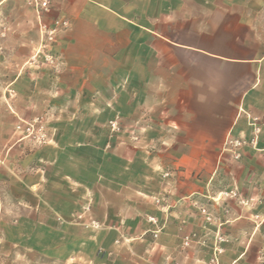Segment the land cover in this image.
<instances>
[{"label": "rangeland", "instance_id": "1", "mask_svg": "<svg viewBox=\"0 0 264 264\" xmlns=\"http://www.w3.org/2000/svg\"><path fill=\"white\" fill-rule=\"evenodd\" d=\"M167 1L174 48L77 63L55 0H0V264H264V0ZM187 65L248 75L220 142Z\"/></svg>", "mask_w": 264, "mask_h": 264}, {"label": "crops", "instance_id": "2", "mask_svg": "<svg viewBox=\"0 0 264 264\" xmlns=\"http://www.w3.org/2000/svg\"><path fill=\"white\" fill-rule=\"evenodd\" d=\"M55 2L59 14L69 20L71 36L76 39L77 63L84 58V49L81 47L86 42L91 47L100 42L101 48L97 50L99 55L103 52L102 46L105 44L125 46L127 49L134 44L146 47L150 45L152 35L154 38L155 36L163 38L169 47L174 48L176 45L175 42L157 33L156 30L161 26L154 25L155 22L151 20V15L169 13L172 10L173 7L167 0H55ZM173 50L182 53L180 49ZM186 52L195 61L198 59L196 50L191 48ZM244 61L247 60H240V63L243 64ZM234 62V59H229L227 64L235 65ZM187 66L184 74L194 75L199 79L202 85L201 94L204 97L201 101H195L193 108L197 114L200 112L198 115L203 118L213 119L211 122L198 124L197 127L203 132L198 130L190 140L200 143L201 147L205 142H220L234 123L235 94L242 89V81H247L248 75L235 77L236 75L228 74L227 77H223L214 70L202 69L197 65ZM224 79L227 83L220 86ZM190 155L203 156L196 149L190 150Z\"/></svg>", "mask_w": 264, "mask_h": 264}, {"label": "built area", "instance_id": "3", "mask_svg": "<svg viewBox=\"0 0 264 264\" xmlns=\"http://www.w3.org/2000/svg\"><path fill=\"white\" fill-rule=\"evenodd\" d=\"M65 24V22H63Z\"/></svg>", "mask_w": 264, "mask_h": 264}]
</instances>
